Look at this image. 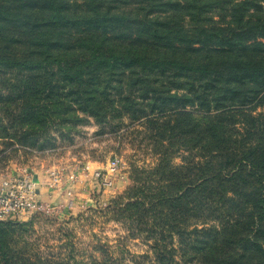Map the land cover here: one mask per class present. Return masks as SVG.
Segmentation results:
<instances>
[{
  "label": "trees",
  "instance_id": "16d2710c",
  "mask_svg": "<svg viewBox=\"0 0 264 264\" xmlns=\"http://www.w3.org/2000/svg\"><path fill=\"white\" fill-rule=\"evenodd\" d=\"M123 116L159 156L113 199L151 234L134 264H264V0H0V155ZM26 226L0 220V264H69Z\"/></svg>",
  "mask_w": 264,
  "mask_h": 264
},
{
  "label": "rangeland",
  "instance_id": "374dc122",
  "mask_svg": "<svg viewBox=\"0 0 264 264\" xmlns=\"http://www.w3.org/2000/svg\"><path fill=\"white\" fill-rule=\"evenodd\" d=\"M112 124L119 127L110 130L89 118L67 135L54 132L55 145L47 151L34 154L6 148L0 155V174L20 165L33 168L40 160L45 167L60 169L61 185L74 193L71 206L58 197L51 216L17 219L27 223L19 235L29 253L69 264H134L152 258L151 234L118 220L113 199L134 184L136 169L157 164V149L144 121L123 116ZM4 145L0 139V149ZM115 158L119 168L113 172L112 186L103 187L88 175ZM174 160L181 163V155Z\"/></svg>",
  "mask_w": 264,
  "mask_h": 264
},
{
  "label": "built area",
  "instance_id": "2783aa9c",
  "mask_svg": "<svg viewBox=\"0 0 264 264\" xmlns=\"http://www.w3.org/2000/svg\"><path fill=\"white\" fill-rule=\"evenodd\" d=\"M119 168L118 159H113L106 166L95 169L88 174L103 187L112 186L113 172ZM15 171V173H14ZM50 179L46 184L53 189L61 190L62 172L49 170ZM37 184L34 182V172L31 168L20 165L15 170L0 174V220L22 219L32 215L51 216L56 205L39 198ZM60 197L68 205H73L72 189H64Z\"/></svg>",
  "mask_w": 264,
  "mask_h": 264
},
{
  "label": "crops",
  "instance_id": "0c3cea01",
  "mask_svg": "<svg viewBox=\"0 0 264 264\" xmlns=\"http://www.w3.org/2000/svg\"><path fill=\"white\" fill-rule=\"evenodd\" d=\"M34 163H35L34 164L35 166H33L34 169L31 167H29V168H31L33 170L34 178L36 177L38 179L37 191L39 194V198L44 200V201L52 202L54 205H57L59 202L58 197L61 198L60 192H62L65 188H63V186H61L60 191H58L57 189H53V188H47L46 187V185H47L46 181L48 179H50L49 176L47 175V172L49 170H55V169H57L58 171L61 172V170L58 168H52V166L45 167L44 162H41L40 160L37 162L34 161ZM37 166H39V167H37ZM17 167L18 166L11 167L12 171L15 170ZM14 173H15V171H14ZM62 176H63V173H62ZM62 201H63V199H62Z\"/></svg>",
  "mask_w": 264,
  "mask_h": 264
},
{
  "label": "water",
  "instance_id": "95a60500",
  "mask_svg": "<svg viewBox=\"0 0 264 264\" xmlns=\"http://www.w3.org/2000/svg\"><path fill=\"white\" fill-rule=\"evenodd\" d=\"M34 182L35 183H38V179L36 177L34 178Z\"/></svg>",
  "mask_w": 264,
  "mask_h": 264
}]
</instances>
